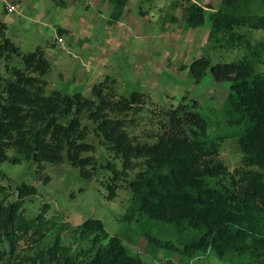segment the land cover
I'll use <instances>...</instances> for the list:
<instances>
[{"label": "trees", "instance_id": "trees-1", "mask_svg": "<svg viewBox=\"0 0 264 264\" xmlns=\"http://www.w3.org/2000/svg\"><path fill=\"white\" fill-rule=\"evenodd\" d=\"M104 1L110 5L109 24L120 21L128 0ZM218 1L217 7L208 4L209 40L246 52L236 61L202 54L185 68L196 83L208 70L216 82H230L225 109L247 122L237 140L240 166L231 170L220 158L225 136L197 96H182L166 110L153 140L141 141L129 127L130 116L147 102L145 92L118 93L107 76L92 86L91 95L47 93L45 76L52 66L44 49L23 50L1 19L0 165L30 161L43 171L46 162L69 161L88 180L106 173L109 199L116 198L122 181L128 183L125 220L146 217L181 226L188 231L182 251L190 256L213 251L222 259L232 254L264 264V40L253 43L247 32L264 29V0ZM184 13L187 27L204 26L208 17L194 0ZM64 31L69 32L59 29ZM5 177L0 170V264H180L144 261L100 218L74 225L48 215L47 202L31 214L25 203L37 187L22 182L13 190L1 181Z\"/></svg>", "mask_w": 264, "mask_h": 264}, {"label": "rangeland", "instance_id": "rangeland-1", "mask_svg": "<svg viewBox=\"0 0 264 264\" xmlns=\"http://www.w3.org/2000/svg\"><path fill=\"white\" fill-rule=\"evenodd\" d=\"M78 1L82 8H67L53 0L0 1V19L9 23L7 35L25 51L44 49L50 60L52 67L45 76L47 93L60 89L91 95L92 86L107 76L115 80L112 85L118 93L145 92L147 102L139 113L130 116L134 119L129 127L141 141L153 140L150 135L158 132L166 110L176 106L182 96H197L217 133L225 136L220 158L231 170L240 166L242 153L237 140L247 122L225 109L230 82H216L208 70L196 83L185 68L202 54L213 61H236L245 54V48L214 45L208 38L212 10L208 4L217 7L220 1L194 0L205 6L208 15L205 25L197 28L186 25L184 7L190 0H128L122 19L114 24H109L108 2ZM9 5L15 6L13 12L8 10ZM82 17L89 19L88 33L78 29ZM63 23L71 32L58 31ZM247 32L253 43L264 40V29ZM60 36H64V41L58 40ZM0 170L6 175L1 181L13 190L22 182L37 187L38 193L25 203L29 213H36L47 202L48 215L64 217L74 225L88 218H100L111 234L119 235L132 253L148 263L172 259L180 264H249L232 254L222 259L213 251L196 256L184 253L188 231L181 226L146 217L125 220L131 197L128 183L122 181L116 198L109 199L106 173L88 180L69 161L46 162L43 171L36 162L4 161ZM11 197H15V192ZM27 245L24 243L21 248Z\"/></svg>", "mask_w": 264, "mask_h": 264}, {"label": "crops", "instance_id": "crops-1", "mask_svg": "<svg viewBox=\"0 0 264 264\" xmlns=\"http://www.w3.org/2000/svg\"><path fill=\"white\" fill-rule=\"evenodd\" d=\"M42 1V0H41ZM64 2L65 3H61V4H63V5H65V6H68L67 8H71V7H74V8H82V5H81V3H80V1H78V2H76V0H64ZM56 4H59V3H56ZM108 5H109V3H108ZM37 6V5H36ZM35 6V7H36ZM110 6V5H109ZM64 17H65V15H64ZM89 20V19H88ZM88 20H86V19H84L83 17L82 18H80V21H81V23H80V25H81V28H78V29H80V31H82V33H84L85 31H86V27L88 26L87 24L89 23L88 22ZM64 25L62 26V27H59L58 28V31H59V29H64V30H69V32H71V29H70V27H68V25L66 24V23H63ZM85 29V30H84ZM69 32H67V31H64L63 33H61V34H65V33H69ZM59 33V32H58ZM86 33H88V31H86ZM64 37V36H63ZM58 40H59V38H58ZM64 41V40H63Z\"/></svg>", "mask_w": 264, "mask_h": 264}, {"label": "built area", "instance_id": "built-area-1", "mask_svg": "<svg viewBox=\"0 0 264 264\" xmlns=\"http://www.w3.org/2000/svg\"><path fill=\"white\" fill-rule=\"evenodd\" d=\"M0 1H2V0H0ZM8 10L10 12H13L15 10V6L9 5ZM59 41H63V37L62 36L59 37Z\"/></svg>", "mask_w": 264, "mask_h": 264}]
</instances>
